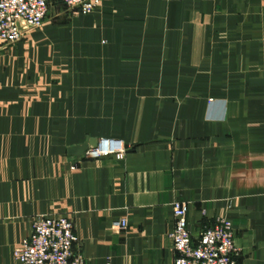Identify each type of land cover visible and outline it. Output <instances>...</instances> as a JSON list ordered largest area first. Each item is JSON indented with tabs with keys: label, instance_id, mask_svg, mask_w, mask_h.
<instances>
[{
	"label": "crops",
	"instance_id": "obj_1",
	"mask_svg": "<svg viewBox=\"0 0 264 264\" xmlns=\"http://www.w3.org/2000/svg\"><path fill=\"white\" fill-rule=\"evenodd\" d=\"M85 139L126 153L67 155ZM174 201L191 240L226 219L235 263L264 264V0H48L0 49V264L35 217L67 218L86 264H173Z\"/></svg>",
	"mask_w": 264,
	"mask_h": 264
},
{
	"label": "built area",
	"instance_id": "obj_2",
	"mask_svg": "<svg viewBox=\"0 0 264 264\" xmlns=\"http://www.w3.org/2000/svg\"><path fill=\"white\" fill-rule=\"evenodd\" d=\"M72 16L89 15L102 0H57ZM48 0H0V49L18 43L26 33L40 28ZM126 153L117 139H99L96 147L88 148L78 159H98L111 156L120 161ZM77 161L70 170L76 169ZM172 229L168 234L176 254L173 264H236L230 222L216 219L205 227L195 240L186 230V204L174 201L170 205ZM115 231H124V220L112 223ZM76 237L72 223L65 217H35L30 234L12 250L15 264H86L74 250Z\"/></svg>",
	"mask_w": 264,
	"mask_h": 264
},
{
	"label": "water",
	"instance_id": "obj_3",
	"mask_svg": "<svg viewBox=\"0 0 264 264\" xmlns=\"http://www.w3.org/2000/svg\"><path fill=\"white\" fill-rule=\"evenodd\" d=\"M96 144L97 141L91 139H85V141L82 144L69 147L66 150V153L69 156L80 157L88 148L96 147Z\"/></svg>",
	"mask_w": 264,
	"mask_h": 264
},
{
	"label": "rangeland",
	"instance_id": "obj_4",
	"mask_svg": "<svg viewBox=\"0 0 264 264\" xmlns=\"http://www.w3.org/2000/svg\"><path fill=\"white\" fill-rule=\"evenodd\" d=\"M57 1V0H56ZM58 2V1H57ZM39 29V28H38Z\"/></svg>",
	"mask_w": 264,
	"mask_h": 264
}]
</instances>
